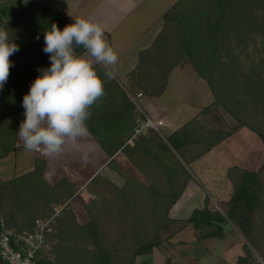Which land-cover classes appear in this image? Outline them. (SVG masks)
Returning <instances> with one entry per match:
<instances>
[{
	"label": "trees",
	"instance_id": "1",
	"mask_svg": "<svg viewBox=\"0 0 264 264\" xmlns=\"http://www.w3.org/2000/svg\"><path fill=\"white\" fill-rule=\"evenodd\" d=\"M161 20V28L151 44L138 53L136 66L127 73L125 85L112 75L105 76L102 64L93 65L104 80V92L89 108L86 125L90 136L112 156L133 135L137 118L141 117L129 94L160 96L169 74L187 64L206 82L212 101L168 137L178 156L184 161L189 154L196 158L242 127L257 135L264 148V0H176ZM53 22L61 29L68 24L50 0H24L11 14L0 15V27L8 29L10 39L19 45V51L9 57L14 66L0 90V158L15 149L24 112L23 95L39 75L38 67L50 63L42 49L44 32L51 29ZM78 52L82 54L84 49ZM217 110L231 120L230 128L224 127ZM190 146L195 148L192 153ZM162 148L175 158L167 145ZM38 163L42 173L43 161H36L34 171ZM227 176L232 194L222 203V210L208 208L206 199L205 206L194 210L184 222L191 226L197 241L222 239L224 225L232 222L257 249L254 214L264 207V161L257 171L233 166ZM184 186L185 182L170 180L146 187L128 181L115 189L117 197L112 207L118 214L131 217L129 244L103 245L101 231L90 217L78 229L81 246L55 245L53 250L65 252L71 264H134L137 257L148 255L161 245L162 235L170 230L168 210ZM25 189L32 209L40 207L45 218L54 216L58 223L75 221L70 212L65 217L55 216L51 206L54 203L55 207H63L61 212L68 210L64 204L75 190L66 178L55 187L44 182L42 187L33 183V188ZM28 210L31 212L30 207ZM65 232L67 236L69 231ZM245 250L246 255L239 256L236 264H252V253L247 246ZM0 264H6L1 257Z\"/></svg>",
	"mask_w": 264,
	"mask_h": 264
},
{
	"label": "crops",
	"instance_id": "2",
	"mask_svg": "<svg viewBox=\"0 0 264 264\" xmlns=\"http://www.w3.org/2000/svg\"><path fill=\"white\" fill-rule=\"evenodd\" d=\"M19 3L10 5L0 0V15L4 17L6 14H11ZM103 29L104 32L111 33L109 28L103 27ZM156 34L157 31L151 36H142L138 43L140 48L133 54L129 53L120 41H117V37L122 35L115 36L113 50L118 59L112 69L109 67L108 69L119 83L122 85L127 83V73L136 66L138 53L151 44ZM81 55L92 60L93 65L97 63L86 50ZM189 70L183 68L173 70L160 96L142 94L138 99L140 108H137V113L141 117L137 119L141 120L148 116L154 121H162V125L159 131L148 128L136 133V123L133 135L112 156H109L90 135L81 138L80 147L73 146L69 142L64 145L62 152L52 156L46 155L42 147L41 150L26 149L23 140L18 136L15 149L7 156L0 158V217L3 229L29 231L33 228L35 219L44 218L40 207H37V210L32 209L30 197L24 185L25 178L33 177L34 183L41 187L44 182L55 187L63 178H66L75 190L64 204L68 205V210L61 212L62 206L55 207L54 203L51 204L55 210V216L60 214L65 217L69 212L75 216L76 210L72 202L77 197H83L88 188L92 190L93 186L104 177L114 184L119 182L122 178L119 174L121 171L128 174L129 181H136L143 187L147 186L145 183H163L166 180L185 182L180 196L168 210V218L171 220L170 229L174 231L166 239L168 244L162 242L161 245L186 243L185 237L178 236H186L189 232L194 234L191 226L184 222L191 213L196 209H202L206 199L222 201V203L229 200L232 194V185L227 176L229 168L239 166L250 171H257L264 161V148L261 141L258 140L257 135L244 127L235 130L218 145L196 158H192L189 154L190 157H186L187 160L184 161L178 156L168 143V137L209 104L207 97L204 98L205 100H202V97L200 100L194 99V91L190 87L188 78L194 75L193 73H191L192 76L188 75ZM23 119L24 112L21 121ZM163 144L171 149L176 159L168 156L162 148ZM87 145L93 147L88 151V158L85 160L82 149ZM194 149L190 146L189 152L192 153ZM36 161L45 163L42 173L39 163L34 171ZM163 166L166 170H163ZM29 207L31 212H28ZM208 208H210L209 203ZM86 222L78 221L76 216L74 222L58 223L53 220V232L48 236L49 249L38 256V261L43 264H71L65 252L57 250L55 253L53 248L55 245L81 246L83 240L80 238L78 229ZM65 231H69L67 236ZM193 237L195 241V235ZM161 245L154 248L150 254L137 257L134 264H155L157 258H162V253L157 250L162 247Z\"/></svg>",
	"mask_w": 264,
	"mask_h": 264
},
{
	"label": "rangeland",
	"instance_id": "3",
	"mask_svg": "<svg viewBox=\"0 0 264 264\" xmlns=\"http://www.w3.org/2000/svg\"><path fill=\"white\" fill-rule=\"evenodd\" d=\"M4 1L14 5L24 0ZM50 1L68 24L72 23L73 19L82 17L98 23L102 28H109L111 33L104 32V35L112 48L116 40L115 36L122 35L117 37V41H120L125 46L124 48L133 54L140 48L138 43L142 36H151L156 31L158 33L162 25L161 14L176 0ZM108 67L112 69L113 65ZM182 68L184 70L190 69L188 75L192 76L191 73L194 75L193 77H188L190 79V87L194 91V99L200 100L202 97L203 100L207 97L210 103L212 96L206 82L198 78L189 65L184 64L179 67V69ZM217 112L223 119L224 127L226 129L230 128V124L232 125L231 120L223 111L217 110ZM119 174L122 177L119 182L114 184L110 179L108 180L104 177L93 186L92 190L88 188L87 193L83 197H77L72 202L78 221L85 222L90 217L95 219V223L101 231V243L105 246H112L117 243L122 245L130 243L128 235L132 228L131 217L128 214H118L115 211L116 209L112 207V202L117 197L115 189L122 187L129 181V176L126 172L119 171ZM34 182L33 177L25 178L24 185L30 190V188H33ZM151 183L154 182L145 183V185L148 186ZM209 205L211 209L222 210V201L209 200ZM254 224L253 233L257 239V249L245 239L236 225L228 222L223 227L224 237L222 239L209 238L200 242L194 241L193 235L195 234L192 235V232H189L186 236H178L179 238H186L187 242L184 244L161 245L162 247L157 250L162 253V258H157L155 264H236V259L239 256L246 255L245 246L252 253L253 259H249L252 264H264V207L261 212H255ZM173 231L174 229H170L168 233L163 234L162 242L168 244L166 239L171 236Z\"/></svg>",
	"mask_w": 264,
	"mask_h": 264
},
{
	"label": "clouds",
	"instance_id": "4",
	"mask_svg": "<svg viewBox=\"0 0 264 264\" xmlns=\"http://www.w3.org/2000/svg\"><path fill=\"white\" fill-rule=\"evenodd\" d=\"M81 48L105 66V76L111 75L108 66L114 65L118 57L98 23L78 17L62 29L53 22L51 29L44 32L42 50L50 63L38 67L39 75L22 98L24 119L17 134L26 149L42 147L46 155L52 156L62 152L69 142L80 147L81 138L90 135L86 125L89 108L103 94L104 80L92 60L79 54ZM17 51L19 45L10 39L8 29L0 27V90L14 66L9 57ZM92 147L82 149L85 160Z\"/></svg>",
	"mask_w": 264,
	"mask_h": 264
},
{
	"label": "built area",
	"instance_id": "5",
	"mask_svg": "<svg viewBox=\"0 0 264 264\" xmlns=\"http://www.w3.org/2000/svg\"><path fill=\"white\" fill-rule=\"evenodd\" d=\"M141 93L130 95L129 98L140 108L138 99ZM138 133L142 129L159 131L162 121H154L148 116L137 119ZM54 216L37 218L29 231L3 229L0 233V257L6 264H38V256L49 249L48 236L53 232Z\"/></svg>",
	"mask_w": 264,
	"mask_h": 264
}]
</instances>
